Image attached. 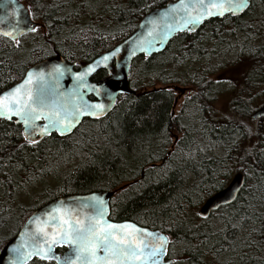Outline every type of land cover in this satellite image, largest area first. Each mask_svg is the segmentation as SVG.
Instances as JSON below:
<instances>
[{"label": "trees", "instance_id": "16d2710c", "mask_svg": "<svg viewBox=\"0 0 264 264\" xmlns=\"http://www.w3.org/2000/svg\"><path fill=\"white\" fill-rule=\"evenodd\" d=\"M25 1L39 21L36 28L43 31L31 37L23 49L0 35V91L17 82L30 65L56 52L74 64L93 58L126 37L147 11L168 0H106L100 7L91 3L94 0ZM263 6L264 0H251L241 16L210 19L195 32L180 33L162 52L134 57L129 71L133 92L119 95L105 117L85 118L80 123L98 124L104 143L96 147L74 144L67 156L80 160L59 177L56 191L48 192L52 194L48 200L117 188L111 198L110 219L131 220L161 230L169 239L170 258L174 246L181 245L189 264L219 257L222 264H264V121L258 130L251 131L237 128L239 124L232 121L228 126L223 124L210 106L215 100L211 94L217 93L216 83L206 80L217 67L206 69L204 61L198 72L184 77L197 57L211 51L220 56L224 52L236 54L237 64L245 67L242 80L233 85L234 101L241 99L238 109L248 114V94L254 90L264 94V39L254 43L264 36ZM105 75L107 71L101 69L91 79ZM189 83L196 86V93L184 105L189 112L175 114V87ZM242 91L245 96H239ZM191 123L197 126L195 132ZM80 126L68 136L52 134L30 146L20 125L0 120V217L22 208L15 197L44 172L56 175L57 166L44 169V159L35 155L49 145L48 141L50 145L67 144ZM174 128L183 129L182 137L169 144ZM252 133L256 136L254 145L242 147ZM212 147H224V154H212ZM76 149L80 153H74ZM64 156L54 155V163L65 160ZM235 171L244 175L236 199L204 218L196 214L197 207L223 188ZM7 239L0 237V246ZM28 264L55 263L36 258Z\"/></svg>", "mask_w": 264, "mask_h": 264}, {"label": "water", "instance_id": "95a60500", "mask_svg": "<svg viewBox=\"0 0 264 264\" xmlns=\"http://www.w3.org/2000/svg\"><path fill=\"white\" fill-rule=\"evenodd\" d=\"M211 2L222 3L224 14L206 16L195 25L186 24L185 20L188 19L189 14L192 16L199 14L201 10L199 0H183V3L181 0H168L163 5L147 11L140 18L135 29L126 37L89 60H80L74 64L56 52L30 65L21 79L0 91V97L23 86L21 91L25 100L28 95H31L39 97L43 103H32L31 107L36 111L29 117L28 124L24 123V117L16 114L17 105L14 101L10 105L13 111L10 114L0 115V118L7 120L14 118L15 122L21 125L25 139L33 141L52 133L59 137H65L73 133L83 119L98 120L105 117L114 108L119 95L133 92L129 88V71L134 57L140 55L149 57L162 52L169 42L180 33L195 32L206 21L213 18H223L226 15L241 16L248 9L233 14L228 10L230 8L229 0H211ZM208 3L209 0H205V6ZM213 11L218 10L213 9ZM38 25L39 22L32 18L29 7L24 1L0 0L1 36L16 41ZM106 56L109 59L104 60L103 58ZM90 67L94 70L89 71ZM101 69H105L107 75L92 80V76ZM29 73H32L31 81L25 84V81L29 79ZM80 74H84L82 79ZM97 104L103 105V109H95L94 106ZM22 106L21 104L20 107ZM93 112H95L94 115ZM263 115L264 104L256 109L251 117ZM58 121H71L72 127L65 129L63 123H57L54 127L53 122ZM45 129H47L46 132ZM243 182V173L235 172L223 188L202 202L198 208V214L201 217H206L220 206L233 202L243 186ZM112 195L113 190L71 193L58 196L39 205L31 211L18 230L0 246V264H28L33 259H41L34 254L33 246L44 248L45 242L50 241L52 234L58 231L64 220H69L73 226L76 221L87 226L94 222L93 217L107 224L134 225L136 229L140 230L133 237L137 241L144 240L149 244L156 245L160 241L148 236L147 233H158L166 237L167 242L164 244L166 250L161 253L159 258H156V264H173L174 259L168 258L169 239L164 232L139 225L131 220L115 221L110 219V198ZM98 201H103V204H99ZM54 209L58 211H53ZM125 231L133 230L126 229ZM45 232L49 235L45 236ZM14 247L19 248L20 251H13ZM29 253L33 254L29 255ZM97 255L103 257L105 255L103 249H99ZM65 258H70L71 264H83L82 261L76 259V245L68 242L53 244L49 258L41 260L65 264ZM128 264H152V258L130 259Z\"/></svg>", "mask_w": 264, "mask_h": 264}, {"label": "rangeland", "instance_id": "374dc122", "mask_svg": "<svg viewBox=\"0 0 264 264\" xmlns=\"http://www.w3.org/2000/svg\"><path fill=\"white\" fill-rule=\"evenodd\" d=\"M26 4L27 1L23 0ZM59 1H68V0H59ZM106 0H94L91 3L94 4V6L100 7V4L104 3ZM29 5V4H27ZM264 7V6H263ZM32 18L36 21L38 19L32 15ZM39 22V21H38ZM43 29L41 27L35 28L32 33L29 36L28 35L13 41L17 46L21 47V49L26 48L28 46V42L30 41V38H36L38 35H40V32H42ZM205 31L202 33L204 34ZM260 38L255 39V44H259L264 39V36L260 35ZM39 38V37H38ZM219 49V48H217ZM229 49V48H228ZM219 52H224L221 50H216ZM213 53V54H210ZM209 55H205V57H197L196 60L186 68V71H184V77L187 76L188 73L198 72L200 68V64L202 62H206V69L207 68H214L217 67L216 70L210 71L208 76L206 77V80L214 81L216 91L217 93L211 94V96H215V100L210 103L211 109L214 110V113L218 114L222 118L221 121L229 122L232 121L234 125L239 124L241 128H249V130H258L260 128V123L262 120L264 121V118H260V122L254 123L250 120V114L254 112V109H258V107L262 104H264V94L261 93L260 90L252 91L248 94L249 96V102H250V108L248 111V114L245 115L244 111L239 110V103L242 101L241 99H236L234 101V98L236 97L235 89H233V85L236 82L241 81V73L244 71L243 68L245 66L237 64V55H232V53H226L223 55H219L218 53L215 54V52H210ZM28 59H31L28 58ZM235 61L233 65L231 63ZM180 86H177L176 91V100L174 105V113L179 114L180 112H189L187 108H184V105L186 104V100L188 97L192 96L196 93L194 84H178ZM179 87V88H178ZM244 91L239 93V96H245ZM260 95H263L262 97ZM234 101V103H233ZM261 105V106H262ZM252 110V111H251ZM250 113V114H249ZM211 115L212 112H211ZM195 121V120H194ZM210 123H213L210 122ZM222 123V122H220ZM196 127L198 125L196 120V125L194 123H191ZM81 125V124H80ZM79 125V126H80ZM78 126V127H79ZM186 126V125H185ZM183 127V126H182ZM197 129V128H195ZM183 129H177L174 128L172 130V134L170 137V143L174 142L175 136L178 139H181L182 137ZM175 135V136H174ZM198 135L196 136L197 141ZM248 144L242 145V147H246L254 145V142L256 140V136L252 133L250 134ZM93 141V142H91ZM105 141L104 136L101 135L99 132V126L98 124H94V126L84 124L80 126L78 134L73 137V139L67 140V144L64 145H54L52 140V144L50 145V142L48 141L49 145H47L45 148H43L42 151H39V154L44 159V169L45 168H53L54 166H57L56 169V175H53L49 172H44L42 178H39L35 182H33L30 186L25 188V191L23 194L18 195L17 198L15 197V201L17 202V205L22 206V208H17V212L11 214L9 217H0V237L3 236V238L7 237L9 238L12 236L17 230L20 224L25 220L28 213L38 207L41 203L47 202L48 198L51 197V193L56 191L58 187V179L61 175H64L68 170L72 169L80 160L78 157H68L67 155L70 154L73 151L74 144L77 143L79 145H85L89 147H96V144H103ZM39 143V142H38ZM59 144V143H58ZM206 146H210V144H205ZM32 146V145H30ZM59 146V147H58ZM169 146V145H168ZM200 146H203L201 144ZM169 149V147H168ZM224 147H218V148H211V153L216 155H222L224 154ZM74 153H80L78 149L74 150ZM66 155L64 156L65 160H59L54 163V158H52L54 155ZM78 156V155H77ZM67 158V160H66ZM237 172V171H235ZM233 172L230 175L231 176L235 173ZM230 178L227 180L226 183L229 182ZM198 208L195 210V213L198 214ZM20 209V210H19ZM199 215V214H198ZM172 258H174L177 263L176 264H189L186 262L185 255L183 254V250L181 245L174 246V248L171 251ZM223 258L219 257L218 259H210L206 258L202 264H222Z\"/></svg>", "mask_w": 264, "mask_h": 264}, {"label": "snow or ice", "instance_id": "6c2138e0", "mask_svg": "<svg viewBox=\"0 0 264 264\" xmlns=\"http://www.w3.org/2000/svg\"><path fill=\"white\" fill-rule=\"evenodd\" d=\"M183 3V0H181ZM201 10L198 15L192 16L189 14L188 19L185 20L186 24L195 25L200 23L206 16L223 15L224 5L222 3H212L209 0L207 6H205V0H199ZM230 8L233 14L247 9L250 6L249 0H229ZM187 7V6H185ZM218 10V11H213ZM191 30V29H189ZM104 60L109 57H104ZM94 70L89 68V71ZM29 79L25 81V84L30 83L32 73H29ZM84 74H80V78H83ZM21 87L13 89L11 92L5 93L0 97V115L10 114L13 109L10 106L14 101L17 105L15 111L17 115L24 117V123H29V117L32 116L36 109L32 108V103H43L39 97H33L28 95L27 100L24 99V94L21 91ZM23 105L20 107V105ZM103 105L97 104L95 109H103ZM79 114V113H78ZM93 115L95 112L92 113ZM59 115V114H57ZM264 118V117H261ZM57 123H63L65 129L72 127L71 121H58L53 122L55 127ZM45 132L47 129L44 130ZM34 142V141H30ZM99 204H103V201H98ZM95 206V205H93ZM53 211H58L54 209ZM54 219V217H53ZM94 222L89 223L87 226H83L80 221H76L75 226L64 220L59 226L58 231L54 232L50 241L45 242L44 248H39L34 245V254L38 255L41 259H48L52 250V245L57 242H68L76 245V259L82 261L83 264H128V261L139 260L141 258H152V264H156V258H159L161 253L166 249L164 244L167 242V238L158 233H147L148 236L160 241L159 244L152 245L144 240H135L133 237L139 233L140 230L136 229L134 225L124 224L115 225L107 224L102 220L92 218ZM126 229H132L133 231H125ZM119 231V235H118ZM48 236V233H44ZM103 249L105 255L103 257L97 255V251ZM13 251L19 252V248H13ZM147 250V253H145ZM33 253H29L31 255ZM65 264H71L70 258H65Z\"/></svg>", "mask_w": 264, "mask_h": 264}, {"label": "flooded vegetation", "instance_id": "af4514ba", "mask_svg": "<svg viewBox=\"0 0 264 264\" xmlns=\"http://www.w3.org/2000/svg\"><path fill=\"white\" fill-rule=\"evenodd\" d=\"M25 73V72H24ZM24 75V74H23ZM21 79V78H20ZM4 90V89H3ZM2 91V90H1ZM260 118L261 117H255V118H252L251 117V114H250V119L254 122V123H257L258 122V120H260ZM0 120H4V121H7V122H13V123H15V124H18V125H20L19 123H17V122H15V119L14 118H12V119H10V120H7V119H2V118H0ZM211 122V121H210ZM227 123V124H226ZM212 124V123H211ZM223 124H225L226 126H228L229 125V123L228 122H223ZM237 126V128H239V127H241L240 125H236ZM235 126V127H236ZM195 128H197V126L196 127H194V128H192V131H196V129ZM20 132H21V134H22V136H23V133H22V127H21V125H20ZM195 129V130H194ZM52 134H55V133H52ZM51 134V135H52ZM51 135H49V136H51ZM56 135V134H55ZM49 136H46V137H43V138H40V139H36V140H33L34 142H30V141H32V140H27V139H25V137L23 136V138H24V141L25 142H27V143H29V145H32V146H35L39 141H42V140H44L45 138H48ZM56 136H58V135H56ZM175 136V135H174ZM177 141V137L175 136V138H174V142H176ZM173 142V143H174ZM171 148H172V146H171ZM232 177V176H231ZM231 179V178H230ZM125 184H122V186H124ZM94 191V190H93ZM119 190L117 189V188H115V189H113V195H115L117 192H118ZM113 195L111 196V198L113 197ZM111 198H110V203H111ZM110 215V214H109ZM168 258H170L169 257V254H168ZM174 262H175V260H174ZM174 264V263H173Z\"/></svg>", "mask_w": 264, "mask_h": 264}, {"label": "bare ground", "instance_id": "6f19581e", "mask_svg": "<svg viewBox=\"0 0 264 264\" xmlns=\"http://www.w3.org/2000/svg\"><path fill=\"white\" fill-rule=\"evenodd\" d=\"M261 105H262V104H261ZM261 105H260V106H261ZM260 106H259V107H260ZM259 107H258V108H259ZM256 109H257V108H256ZM251 111H252V110H251ZM254 111H255V109H254ZM249 114H250V113H249ZM216 191H217V190H216ZM239 192H240V191H239ZM237 196H238V195H237ZM226 205H227V204H226ZM203 218H204V217H203Z\"/></svg>", "mask_w": 264, "mask_h": 264}]
</instances>
